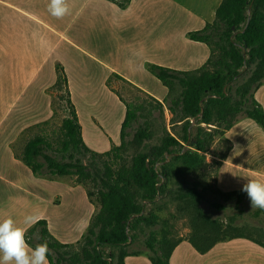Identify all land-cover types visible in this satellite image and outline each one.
Segmentation results:
<instances>
[{
	"label": "crops",
	"instance_id": "obj_1",
	"mask_svg": "<svg viewBox=\"0 0 264 264\" xmlns=\"http://www.w3.org/2000/svg\"><path fill=\"white\" fill-rule=\"evenodd\" d=\"M221 0H130L124 9L108 0H64L61 17L51 0H0V220L11 217L28 228L25 217L45 219L62 243L76 242L96 210L82 185L66 177H37L16 156L14 142L23 129L50 118L60 63L67 78L84 143L93 151L120 143L125 106L106 85L117 74L132 87L162 102L167 89L147 71L152 63L174 70L200 67L206 44L186 34L214 18ZM264 110V83L255 93ZM231 148L215 176L217 189L240 190L249 179L264 183V133L240 116L225 132ZM124 264H151L127 255ZM169 264H264V248L245 238L216 243L198 253L180 241Z\"/></svg>",
	"mask_w": 264,
	"mask_h": 264
},
{
	"label": "trees",
	"instance_id": "obj_2",
	"mask_svg": "<svg viewBox=\"0 0 264 264\" xmlns=\"http://www.w3.org/2000/svg\"><path fill=\"white\" fill-rule=\"evenodd\" d=\"M108 1L121 9L130 2ZM186 36L209 49V56L200 67L180 71L145 64L147 71L167 89L162 102L146 94L152 105L147 108L131 105L116 88L118 81L131 84L117 74L108 76L107 87L123 102L126 111L120 127V143H111L104 152L93 151L84 143L66 74L60 63L55 64L56 80L47 90L64 102L59 137L54 145L41 130L15 156L37 177H68L71 184L82 185L96 210L74 243L56 239L45 219H38L26 229V240L31 247L47 243L49 264H124L125 256L139 254L145 255L151 264H169L173 249L182 240L200 254L218 242L234 238H245L264 248L263 226L237 225L234 213L227 222L212 219L201 210L199 204L206 196L204 185L177 189L179 210L191 213L190 232L186 236L172 238L168 219L154 211L157 203L171 194L167 186L176 170L187 174L209 165L204 153L216 139L227 145L212 161L217 171L231 148L225 132L240 116L252 119L264 133V110L254 96L264 83V0H221L213 20L199 30L187 32ZM239 78L242 80L236 84ZM60 89H63L61 93ZM164 109L170 114L169 123L180 126V133L163 127L158 144L146 145L153 137L150 116L155 111L163 115ZM48 123L49 119L33 127L40 129ZM135 124L131 138L127 139ZM216 192L223 201H232L233 208L241 213L245 210L240 205L244 202L250 205L247 194L241 190L224 192L216 188ZM212 206L226 208L223 203ZM249 215L264 224V210L253 208ZM157 224L159 228L145 234L142 241L145 250H127L145 228Z\"/></svg>",
	"mask_w": 264,
	"mask_h": 264
},
{
	"label": "rangeland",
	"instance_id": "obj_3",
	"mask_svg": "<svg viewBox=\"0 0 264 264\" xmlns=\"http://www.w3.org/2000/svg\"><path fill=\"white\" fill-rule=\"evenodd\" d=\"M242 78H239L236 80V84L240 83ZM52 86V85H51ZM50 86V87H51ZM49 88V87H48ZM47 88V89H48ZM116 88L122 95L125 101L129 102L131 105H143L144 107H149L152 105V101L150 98L137 90L136 88L132 87L131 85H128L124 82L118 81L116 84ZM56 94V91L53 90ZM52 91V92H53ZM60 93L63 91V89L59 90ZM48 92V90H46ZM50 94V93H48ZM53 95V94H52ZM51 95V96H52ZM53 100V101H52ZM123 103V102H122ZM51 109L53 108L55 113L54 115L50 116L49 123L46 126H42L40 129L33 127L28 128L26 127L21 131L18 138L14 142V149L17 153H19L22 150V147L24 143L31 138L34 134H37L41 130L45 131L47 136H49V139L54 142L59 137L60 132V124L61 120L65 115L64 112V102L59 101L57 97H52L51 103H50ZM145 114V112H144ZM145 115H143L140 120L142 121ZM150 121L152 124V132L153 137L151 140L146 141V145H154L158 144V140L161 137L163 133V127H166L167 131L172 133H180V126L174 125L172 126L171 123H169L170 114L169 112L164 109L163 115H160L159 112H153V114L150 116ZM192 121V120H191ZM136 124L133 125V128L129 131V136L127 139L131 138V135L133 133V130L135 129ZM226 143L222 140H215L212 145L209 147V149L204 153V156L206 158V161L209 165L207 167L200 169L199 171L193 172V173H179L176 170V174L172 176L171 180L168 183L167 189L171 190V194L165 196L160 202L157 203L156 207L154 208V211L157 212V214L161 218L168 219V225L171 228V237L176 238L179 236H186L190 232V217L191 213L190 211H180L179 210V203L178 200H176L177 195V189L178 187L184 188L187 186H193L197 185L198 188L201 187V185H204L206 187V196L205 200L200 202L199 207L203 212L209 216L212 219H219L223 220L224 222H227L230 217L233 216V213L236 215V224L237 225H257V226H263L264 224L259 223L255 219H252L250 217V212L253 210L251 206L244 202L242 205H240V208L244 211V213L239 212V210L233 208V202H225L223 199L218 195L216 192V186H215V166L213 164V159H215V156H220L226 149ZM132 151H130L131 153ZM67 179H70L66 177ZM213 203H223L226 205L225 209H217L212 206ZM149 209V207H146V211ZM264 220V218H263ZM160 225H155L153 227L145 228L144 233L142 235H139V238L135 240L133 244H130L127 247V250L134 251V250H145V247L143 245V239L145 237V234L150 229H157ZM106 251H109L106 250Z\"/></svg>",
	"mask_w": 264,
	"mask_h": 264
},
{
	"label": "clouds",
	"instance_id": "obj_4",
	"mask_svg": "<svg viewBox=\"0 0 264 264\" xmlns=\"http://www.w3.org/2000/svg\"><path fill=\"white\" fill-rule=\"evenodd\" d=\"M49 10L56 17L68 11L64 0H51ZM240 190L247 194L251 208L264 210V183L249 179ZM34 223V217H25L24 224L31 227ZM48 253L46 242L31 247L26 228L17 226L11 217L0 220V264H49Z\"/></svg>",
	"mask_w": 264,
	"mask_h": 264
}]
</instances>
